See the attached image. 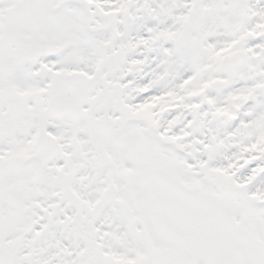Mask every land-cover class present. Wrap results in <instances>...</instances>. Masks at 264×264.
Instances as JSON below:
<instances>
[{
    "label": "snow or ice",
    "instance_id": "6c2138e0",
    "mask_svg": "<svg viewBox=\"0 0 264 264\" xmlns=\"http://www.w3.org/2000/svg\"><path fill=\"white\" fill-rule=\"evenodd\" d=\"M0 264H264V0H0Z\"/></svg>",
    "mask_w": 264,
    "mask_h": 264
}]
</instances>
